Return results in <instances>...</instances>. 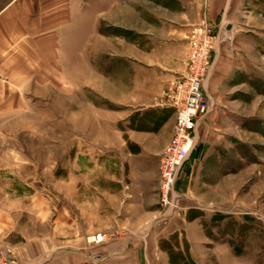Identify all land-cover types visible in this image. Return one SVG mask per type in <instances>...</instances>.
<instances>
[{
    "label": "crops",
    "instance_id": "obj_1",
    "mask_svg": "<svg viewBox=\"0 0 264 264\" xmlns=\"http://www.w3.org/2000/svg\"><path fill=\"white\" fill-rule=\"evenodd\" d=\"M113 1L106 0L103 11L101 0H91L90 40L83 44L88 10L84 0H0V73L4 79L0 82V128L30 112L57 111L64 128L75 133L74 141L63 135L60 142L91 145L86 150L76 147L74 165L59 176L60 197L65 207L75 209L74 218L66 207L59 219H96L108 230L119 223L129 225L131 219H157L158 160L172 138L175 121L165 96L185 70L189 38L203 5L197 0H155L153 5L168 14L162 15L155 10L148 14L147 0L134 10L131 0ZM207 13L215 19L220 10L214 12L208 3ZM253 64L254 60L252 71ZM213 84L207 93L215 107H222L221 92L215 94ZM226 84L220 78L216 87ZM89 87V93L105 101L106 109L84 105L83 90ZM84 106L93 112L92 125L82 119ZM210 115L199 125L210 124ZM94 124L98 135L83 132ZM207 136L201 137L186 163L191 175L199 163L210 159L221 169L224 155ZM221 139L220 145L225 144L226 136ZM211 166L205 168L206 174L217 175ZM19 204L17 208L23 209ZM28 208H32V219L50 218L47 200H37ZM190 210L195 223L211 218L209 213L195 212L198 209L191 204L181 216ZM171 229L174 236V221ZM49 248L39 243L17 254L21 264H77L84 259L80 248ZM141 250L137 249V255H146ZM74 256L80 260L74 262Z\"/></svg>",
    "mask_w": 264,
    "mask_h": 264
},
{
    "label": "rangeland",
    "instance_id": "obj_2",
    "mask_svg": "<svg viewBox=\"0 0 264 264\" xmlns=\"http://www.w3.org/2000/svg\"><path fill=\"white\" fill-rule=\"evenodd\" d=\"M84 1L88 10L82 30L83 44L89 42L91 34V0ZM154 1H146L147 13L155 10L168 15L158 10ZM197 1L203 5L197 13L199 18L192 35L205 27L216 34L222 25L234 35L232 42H216L211 52L213 68L207 90L208 85L215 83L212 85L215 94L221 92L219 104L225 107L214 106L217 111L212 110L199 123L211 114L210 124L197 128L196 145L207 134L212 145L223 153L220 171L213 159L199 163L193 175L185 164L176 185L179 199L172 219H160L158 211L157 219H131L129 225L119 223L112 230L96 219H59L67 207L60 197L59 176L64 168L74 165L76 147L86 150L91 145L65 142V139L60 142L63 135L74 141L75 133L64 128L57 111L27 113L0 128V217L3 215L0 260L5 264H21L22 258L17 253L39 243L50 246V251L82 249V261L74 256V262L80 260L77 264H264V0ZM101 2L105 11L106 0ZM142 2L131 0V9ZM208 3L214 12L220 10L217 18L210 19L207 15ZM236 63L243 64L241 69ZM235 68L238 69L235 71ZM233 73H237L236 77ZM216 76L217 82L220 78L226 79L222 89L220 84L216 87ZM89 89L83 90L84 105L106 109L105 101L97 100ZM92 113L84 106V123H94ZM17 130L21 131L16 133ZM86 130L98 135L95 124L83 132ZM221 135L226 139L220 145L224 138ZM208 163L217 175L206 174ZM41 199L47 200L50 207V218L43 221L32 219V208H28ZM17 202L23 209L17 208ZM190 204L198 209L195 212L209 213L211 218H201L195 223V219H190L193 210L186 217L181 216ZM66 209L71 210L68 215L74 218V207ZM173 221L174 236L171 234ZM98 233L110 235V241L91 245L89 238ZM137 249H142L145 257L137 255ZM119 250H126L128 254H113ZM138 259L142 262L138 263Z\"/></svg>",
    "mask_w": 264,
    "mask_h": 264
},
{
    "label": "built area",
    "instance_id": "obj_3",
    "mask_svg": "<svg viewBox=\"0 0 264 264\" xmlns=\"http://www.w3.org/2000/svg\"><path fill=\"white\" fill-rule=\"evenodd\" d=\"M233 32L222 25L216 34L205 27L192 35L188 42V54L183 74L171 84L165 96V104L175 112L173 134L158 160V197L160 219H172L179 197L176 185L182 168L197 144V128L200 121L214 107L207 93L212 73L211 52L218 44L232 42ZM4 81L0 73V82ZM108 234H95L89 238L93 246L110 241ZM0 264H5L0 260Z\"/></svg>",
    "mask_w": 264,
    "mask_h": 264
}]
</instances>
